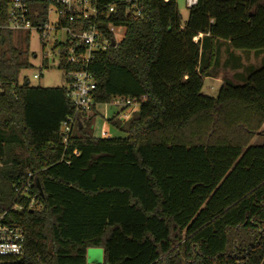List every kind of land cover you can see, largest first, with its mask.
<instances>
[{"label":"trees","instance_id":"1","mask_svg":"<svg viewBox=\"0 0 264 264\" xmlns=\"http://www.w3.org/2000/svg\"><path fill=\"white\" fill-rule=\"evenodd\" d=\"M90 3L113 45L90 62L95 104L67 146L61 126L75 109L66 86L19 85L28 52L11 44L0 60V212L30 174L36 197L9 215L26 236L24 263L88 264L99 249L101 264H264V145L253 144L264 66L225 80L216 97L203 93L218 40L264 53V0H197L185 24L177 0ZM47 7L33 4L35 24ZM111 27L125 30L118 45ZM117 98L139 111L108 120L124 138H97V107Z\"/></svg>","mask_w":264,"mask_h":264},{"label":"built area","instance_id":"2","mask_svg":"<svg viewBox=\"0 0 264 264\" xmlns=\"http://www.w3.org/2000/svg\"><path fill=\"white\" fill-rule=\"evenodd\" d=\"M7 1V10L2 11L4 0H0V60L4 59V45L9 41L7 33H29L37 31L41 35V39L48 38L50 31L53 29L48 22V15L53 12L50 7L54 5L60 14L65 16V21L70 24L69 27H63V19H59L57 30L62 28L67 31L66 41L57 43L52 53L57 58L58 67L62 63L72 67V70L65 71L66 88L68 90V98L74 106L73 116L67 118L61 126L63 143L68 145L69 140L73 136L74 129L77 125H83L87 115L90 114L91 108L94 106V96L97 89V82L93 74L89 71V65L96 52L106 51L113 43L99 30V18L104 15L103 11L97 10L90 3V0H5ZM36 3L48 5L45 8L47 21L43 24H35L33 20L32 6ZM197 4V0H187L189 8ZM113 7H110L109 13H114ZM40 12L35 13V17H39ZM79 19V20H78ZM94 20V21H92ZM86 21L89 25L85 27ZM93 22V23H92ZM115 27L110 28V32L115 34V45H118L120 39V31ZM66 46V47H63ZM46 55L44 59H48ZM75 68V69H74ZM44 70V69H43ZM43 71L35 74L33 79L40 80ZM31 87L29 79L19 80V85ZM26 87V86H25ZM6 92V86L0 82V96ZM117 107H121V113L118 119L120 121L129 120L132 115L139 111L140 104L131 99L117 98L111 103ZM106 135V134H103ZM74 155H78L77 152ZM0 167L2 162L0 161ZM33 175H29V180L22 187H14L16 190V198L11 207L0 212V264H25V246L26 236L24 231L18 227L9 218L11 212L21 209L18 200L27 197L30 199V208L33 209L36 197L30 196L31 179Z\"/></svg>","mask_w":264,"mask_h":264},{"label":"rangeland","instance_id":"3","mask_svg":"<svg viewBox=\"0 0 264 264\" xmlns=\"http://www.w3.org/2000/svg\"><path fill=\"white\" fill-rule=\"evenodd\" d=\"M177 5L182 16V23L185 24L189 16L187 0H177ZM50 10H53V12L48 15V22L53 30L48 32V38L42 40L41 35L37 31L14 33L10 43L8 41L3 47V51H7L11 44V47L28 52L25 58L18 62L20 65H26L19 72V80L22 82L23 79H29L31 87L60 88L66 86L65 73L58 67L57 58L52 56L55 45L66 41L67 38V31L65 29L60 28L57 30L56 28L59 19L65 20V16L61 15L54 5L50 7ZM119 34L120 39H122L125 35V30H121ZM215 46L217 48V57L210 73L220 76L221 81L228 79V82H232L229 79L232 77L230 69L233 65H243L245 68L242 69V74L245 77L264 66V59H262V56L257 55L260 54L257 51L233 50L226 42L220 40L215 43ZM46 55H49L47 60L44 59ZM41 71H43L41 79L34 80V75L39 74ZM219 88L220 84L217 81L206 79L203 93L207 96L216 97ZM121 111V107L113 104L99 105L97 107L99 116L94 127V134L97 138L125 137V135L108 124V120L120 114ZM253 144L258 146L264 145V127L254 138ZM87 261L88 264H101L103 262V251L99 249L90 250Z\"/></svg>","mask_w":264,"mask_h":264},{"label":"crops","instance_id":"4","mask_svg":"<svg viewBox=\"0 0 264 264\" xmlns=\"http://www.w3.org/2000/svg\"><path fill=\"white\" fill-rule=\"evenodd\" d=\"M188 9H189V7H188ZM200 38H201V36L199 38H197L196 40H199ZM257 55H259L260 57L262 56L263 57L262 59H264V55H262V53L257 54ZM243 68H245V67L243 65L242 66L240 65V66L235 67V69H230V71H231L230 73H232V77L229 80H231L234 83H240L245 78V76L242 74L243 73V71H242ZM219 77L220 76L213 75V76L208 77L207 79H210L212 81H217V83H219L220 86L222 85V83L225 80H228V79H225V80L221 81V79Z\"/></svg>","mask_w":264,"mask_h":264},{"label":"water","instance_id":"5","mask_svg":"<svg viewBox=\"0 0 264 264\" xmlns=\"http://www.w3.org/2000/svg\"><path fill=\"white\" fill-rule=\"evenodd\" d=\"M5 57V55H3V58ZM25 86L27 87L28 86V82H25ZM81 127V125H80Z\"/></svg>","mask_w":264,"mask_h":264}]
</instances>
